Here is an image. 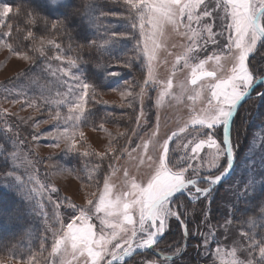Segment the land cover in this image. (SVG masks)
Instances as JSON below:
<instances>
[{
  "label": "rangeland",
  "instance_id": "obj_1",
  "mask_svg": "<svg viewBox=\"0 0 264 264\" xmlns=\"http://www.w3.org/2000/svg\"><path fill=\"white\" fill-rule=\"evenodd\" d=\"M46 1L57 6L66 0ZM0 3H4L3 0H0ZM91 7H94L95 11L89 12L88 8ZM123 9L125 6H121L119 12L102 11L94 1L87 3L86 18L89 32L94 38L93 41H96L95 46L105 55L100 63L104 68L98 69L96 66L93 68L97 75L103 77L101 87L96 88L97 94L94 100L91 99L90 93L85 104L86 112L79 121L74 119V113L69 111L70 105L67 103L69 100L75 101L78 94L74 91L77 82L73 76H82L85 82L90 84L92 82L83 76V67L73 56L74 52L73 55L64 53L62 47H60L62 49L56 48L57 43L54 38L48 36L45 39L54 40L55 44L45 43L44 55L38 51L39 61L30 63L17 54L27 52L12 50L5 41L4 33H8V28L1 29L0 25V152L7 160L9 170L2 186L4 189L15 188L16 194L25 199L29 209L34 213L32 219L23 224L15 214L0 215V237L11 235L17 229L20 231L18 241L14 240L12 243L0 246V257H4L8 249H14L20 254L21 259L13 260V264H29L28 257L33 253L35 256L32 264H53V261L55 264H60L58 257L49 255L53 232L62 226L66 227L73 217L80 215L81 210H88L87 201L95 199L91 193L98 192L103 187L104 176L111 173L110 163H113L117 169L111 177L117 188L121 186L125 168L137 176V182H140L148 169L145 167L138 171L136 164L139 161H134L131 157L136 155L133 150L145 139L151 137L154 143H163L173 132H176L177 136L173 137L169 145L170 149L174 150L171 153L173 160L186 158L181 160V165L184 167L188 163L193 167L202 165L201 176L218 175L222 167L227 166L226 157H220L216 168L209 167L215 150L209 149L207 145L200 150L195 160L187 159L192 156L191 148L194 145L191 141L206 139L208 130L205 129L201 133L189 127L181 133L179 129L183 126V121L188 119L189 105L195 103L197 107H202L201 100L205 104L207 102L204 97L194 102L189 101L186 95L179 101L165 98L162 104L157 105L159 89L151 84L144 85L146 69L139 62L133 63L130 68L123 66L122 62L134 55L131 50L136 38H139L138 30L135 32L131 27V21L125 19L128 13ZM205 11H209L211 15L205 16ZM195 12L199 15V22L195 19L189 22L186 15L178 16L177 26L169 25L166 28L168 50L161 54L156 68L159 78L164 79L169 75H174L175 81H185L188 78L189 70L184 69L182 64L175 69L172 67L175 57L169 53L181 52L184 45L189 42L191 35L188 32L189 24L192 29L202 32L205 36L207 25L212 26L214 33H223L217 35L216 45L209 44L197 53L196 62L199 59L206 60L213 53L220 54L224 49L228 33V16L224 8V0H203ZM101 13L107 15L102 16ZM112 13L116 15L113 16ZM113 31L130 33V35L110 41L109 37ZM183 33L188 34L182 35ZM106 40H109L108 44L104 43ZM34 44L38 46L40 39L37 38ZM27 54L32 55V53ZM57 55H61L62 59H55ZM68 57L77 60L75 67L68 64ZM248 63L249 67L256 71L264 66L262 64L264 47L261 39L257 41L256 50L249 56ZM135 65H138V69L134 68ZM221 65L223 70L218 68L214 61H208L205 69L223 75L231 67V64L224 60L221 61ZM61 69L73 75L65 76ZM107 72H118L119 75L108 76ZM126 81L131 83L125 86ZM204 83H214V80L208 78ZM142 88L143 95H141ZM257 88L259 86L255 89ZM262 104H264V96L262 100L255 102L249 99L239 107L236 126L242 120L246 126L254 124V127L247 130V138L242 143L236 140L234 135L233 144L236 148L232 171L218 188L214 187L209 191L210 215L207 217V222L199 228L197 239L189 244L188 251L172 262L168 261L177 258L180 254L176 250L170 254L168 260L164 258L156 260L151 258V255L140 252L130 257L124 264H147L148 261H155L156 264H229L234 258L245 262L249 259H253L254 262L260 259L258 248L251 247L250 237L256 241L264 240V215L260 213V207L256 215L248 210L255 207L251 202L253 195L264 188V116L260 117L262 121H256L261 112L259 105ZM141 112L145 115L137 122L136 118L141 116ZM57 116L59 119H54ZM65 128L74 130L77 139H80L79 133L83 132L82 141L77 145L79 153L90 151L94 155L84 157L78 153L64 152V139L61 137L57 140L56 137ZM154 132L155 137H152ZM122 133L124 135H121ZM215 138L218 142H222V135H217ZM57 143L59 147H54ZM110 148L119 149L116 155L121 158L112 160V153L108 151ZM98 153H107V156L102 160L95 155ZM153 154L155 155V149ZM97 165L99 172L96 171ZM186 175L190 177L191 170ZM17 177H20V180H17ZM89 177L92 179L90 180ZM202 183L204 184L198 186L206 187L208 181ZM20 189H23V193ZM186 198L178 197L177 201L184 203ZM239 199L243 202L240 208L236 206ZM205 201L208 203V200ZM73 205L78 207L74 208ZM173 207L175 208V202ZM217 207H219V217H216ZM237 210L238 213L243 214L239 217L242 225L238 227L232 224V216ZM92 222L99 225L96 219ZM205 240L208 241L207 244ZM42 243L43 251L40 248ZM233 250L235 257L230 255ZM169 253L170 250H167L161 254L164 256Z\"/></svg>",
  "mask_w": 264,
  "mask_h": 264
},
{
  "label": "snow or ice",
  "instance_id": "obj_2",
  "mask_svg": "<svg viewBox=\"0 0 264 264\" xmlns=\"http://www.w3.org/2000/svg\"><path fill=\"white\" fill-rule=\"evenodd\" d=\"M119 2V0H117ZM123 5L127 9V17L131 21L132 29L137 32L139 38H136L133 49L134 55L123 61L124 67H132L133 63L139 62L146 69V77L144 85H154L159 89L157 95V105L164 102L165 98L179 101L181 97L187 96L189 101H196L201 97L206 99V104L201 100L202 107H197L195 103L189 105L188 119L183 121L180 127L181 133L192 127L198 132L208 130L206 139H196L191 141L194 146L191 148L192 156L187 159L195 160L199 156L200 150L207 145L209 149H214L210 168H216V164L220 157H226L227 166L222 167L218 175H200L202 165L193 167L188 163L186 167L181 165L180 160H173L170 149V141L177 136L173 132L163 143H154L150 137L143 140L137 148L133 150L136 155L130 157L139 163L136 168L142 170L147 168V173L137 182V176L125 168L120 188L112 181V173L117 171L113 163L109 164L111 173L103 178V187L98 192L91 193L95 199L87 201L89 206L87 211L81 210L80 215L66 225L53 232V241L51 245L52 257H58L60 264H113V261H123L125 257H130L134 251L138 249H150L155 243L156 238L162 235L169 227V219L174 218L179 221L180 228L184 235H187V225L185 220L181 219V210L183 215H189V209L185 203L178 202L179 194L183 193L191 201L208 200L207 205H202L203 220L207 222L210 215V200L208 198L211 185L217 183L222 176L227 173L232 165L236 145L233 144L229 132V125L238 105L245 100L251 98L254 85L260 84L261 87L255 89V97L264 96V72L256 75L255 69L249 67L248 58L252 55L257 47V41L264 37V0H224V8L227 12L228 33L226 36L227 43L220 54L213 53L207 59L197 60V53L207 45L217 44V34L213 32L212 26H206L207 35L192 29L188 26L189 42L184 45L183 50L179 53H169L174 55L175 60L172 67L175 69L178 65L189 70L188 78L185 81H175L174 75L161 79L157 76L156 68L160 62V56L163 52H167L166 44V28L169 25L177 26L178 16H187L189 22L194 19L199 22V15L195 10L201 5L203 0H122ZM87 7V6H86ZM19 12V9L17 10ZM88 11H95L94 7L88 8ZM13 12V8L8 3H0V25L5 24L4 18L9 17ZM77 13L84 16L77 9ZM29 17L28 24H43L47 29L49 23L51 30H55L61 35L71 36L67 31V25L64 20H52L45 16L34 15L27 12ZM101 15H107L101 13ZM113 16L116 13H112ZM205 16L211 15L209 11L204 12ZM11 29V25H7ZM8 35V33H4ZM183 33L182 35H187ZM130 33L111 32L109 40L124 38ZM28 37L35 40L33 33L29 31ZM109 40L104 41L105 44ZM55 44L54 40H46L40 37V44L34 48L44 55V44ZM96 45V41H90L88 47ZM60 48L59 44L55 45ZM83 47V46H81ZM175 47V45H172ZM24 60L34 63L33 58L27 53H17ZM57 60H61L62 56L57 55ZM224 60L231 64L230 69L223 75H217L216 71H207L205 64L208 61H214L218 68L222 69L221 61ZM70 66L75 67L77 60L68 57ZM98 69L104 66L97 64ZM223 70V69H222ZM65 76L73 75L71 72L61 69ZM108 76L119 75L118 72H107ZM77 82L75 101H67L70 108L69 111L74 113V119L79 121L86 112L85 104L89 99H95L96 87L85 82L82 76H73ZM208 78L214 80V83L205 84ZM131 82H125V86ZM195 93V94H193ZM144 89H141V95ZM15 103V101H13ZM99 103H104L99 101ZM34 106V105H30ZM88 111V110H87ZM6 112V110H5ZM145 113L141 112V116H137V122ZM54 119H59V116ZM159 116L157 120L159 121ZM78 126V125H77ZM135 131V130H133ZM121 135H124L123 133ZM222 135V142H218L215 138ZM84 136L83 132L79 133L80 139L76 138V132L65 128L57 135V140L61 137L65 141L64 152L68 154L78 153L84 157H91L94 153L85 151L79 153L77 145L81 143ZM155 137V132L152 133ZM54 147H59V143ZM187 147V145H185ZM155 149V155L153 150ZM112 160L120 159L116 153L119 149L110 148ZM102 160L106 158L107 153H98ZM191 170L192 175L189 177L186 173ZM99 172V165L96 166ZM91 180L92 177H89ZM20 180V177H17ZM208 181L207 187L198 185L204 184L201 181ZM246 187V186H245ZM194 189V191H193ZM23 193V189H20ZM245 191V188H244ZM175 202V208L173 207ZM260 213L264 215V201H261ZM73 207H78L73 205ZM197 209H191L193 215ZM99 221L97 226L92 221ZM251 222V221H250ZM227 223V222H226ZM193 235H199L198 232ZM247 235V234H246ZM251 247L258 248L260 261L258 264H264V240L256 241L251 238ZM122 241L123 243H121ZM208 243L207 240L204 241ZM41 251L44 250V244L40 245ZM179 251V249L177 250ZM219 252V249H217ZM235 257V250L230 253ZM251 256V253H249ZM28 257L29 264H32L33 257ZM111 257V259H109ZM21 256L14 249H8L4 257H0V264H13V260H19ZM170 259L164 257V260ZM55 264V261H53ZM147 264H156L155 261H148ZM229 264H256L253 259L246 262L233 259Z\"/></svg>",
  "mask_w": 264,
  "mask_h": 264
},
{
  "label": "trees",
  "instance_id": "obj_3",
  "mask_svg": "<svg viewBox=\"0 0 264 264\" xmlns=\"http://www.w3.org/2000/svg\"><path fill=\"white\" fill-rule=\"evenodd\" d=\"M89 1H94L101 8L102 11L105 10H114L115 12H119L121 6H124L122 0H66L65 2L53 6L48 3L46 0H3L4 3H8L12 6L13 12L9 17L5 18V24L1 25V29L7 27V25H11V29L8 27V35H5V41L9 43L12 50L17 52H27L29 54L32 53V58L34 62H38L39 56L38 51H35L36 47V39L40 37H53L57 44L60 45V49L64 51V53H68L73 55V52L76 59L80 62L83 67V76L88 81H91L92 84L96 88H100V83L102 82L101 75H97L93 68L97 64H100L104 59V52L99 50L96 46L88 47L90 41H93V36L89 32L88 22L86 18V6ZM19 9V12L17 11ZM77 9L80 10L81 13H84V16H81L77 13ZM127 10L126 7L123 9ZM27 12H32L34 15L45 16L52 20H64L67 25V31L71 33V36L61 35L55 30H51V24L49 23L47 29L43 26V24H28L29 17L26 15ZM31 31L35 40L28 37V33ZM261 43L264 47V42L261 40ZM83 46V47H81ZM264 65V63H262ZM134 68L138 69V65H135ZM261 72H264V66L260 70H258L255 74L260 75ZM261 85L259 86V88ZM263 96L258 98L251 97L250 100H262ZM248 99V100H249ZM248 100H246L243 104H245ZM254 106H257L254 104ZM261 112L258 114L259 116L256 118V121L260 120V117L264 116V104L259 105ZM240 110V108H239ZM239 110L234 116L230 136L234 143V135L236 136V140L244 142L247 138V130L254 127V124L246 126L245 122L242 120L236 126V118L238 116ZM127 113V112H126ZM122 120V119H121ZM118 120V121H121ZM126 120V119H125ZM124 120V122H126ZM262 121V120H260ZM124 122H120L123 124ZM237 127V128H236ZM243 134V135H242ZM243 136V137H242ZM7 160L4 158V154L0 152V215H17L21 224L28 223L30 219L34 216V213L29 209L28 203L22 196H18L16 194L15 188L4 189L2 186V182H4L5 176L8 174V165ZM205 182V181H201ZM222 184V183H221ZM219 184V185H221ZM219 185L215 186L216 188ZM184 195V194H183ZM182 194H179V197L186 198ZM264 188L260 190V192L256 195H253L251 202L254 203L255 207L248 210L253 215L257 214L258 208L262 206L261 201H264ZM185 205L189 209V215L185 217L183 215V210H181V219L185 220L187 225V235H184L179 221H176L174 218H170V223L168 229L162 234V236L158 239V241L154 244L151 250H146L143 253L151 255L156 260H161L164 256L169 257L170 254L174 253V251L178 250L179 256L174 258L168 262H172L179 257H182L189 249V244L197 239V235H193V233L198 232L199 228L202 227L204 222L203 220V205H207L208 203L201 198L199 201H190L186 198ZM242 200L239 199L236 203L237 207H241ZM196 208V214L193 215L191 213V209ZM235 207H233L234 209ZM218 216H220L219 207H217ZM27 214V215H26ZM243 215L241 212L236 213L232 216V224L238 227L242 225L239 217ZM246 216V214L244 215ZM251 216V215H250ZM20 235V231L15 230L11 235H3L0 237V246L5 245V243L13 242L14 240L18 241V237ZM17 236V237H15ZM170 250L169 254L163 256L164 251ZM140 254V253H138ZM191 258V257H190ZM192 259V258H191ZM129 261V260H127ZM125 261V262H127ZM260 259L256 260V264ZM124 262V263H125ZM123 263V264H124ZM122 264V263H118Z\"/></svg>",
  "mask_w": 264,
  "mask_h": 264
},
{
  "label": "water",
  "instance_id": "obj_4",
  "mask_svg": "<svg viewBox=\"0 0 264 264\" xmlns=\"http://www.w3.org/2000/svg\"><path fill=\"white\" fill-rule=\"evenodd\" d=\"M261 40L264 42V37H261ZM258 86H260V84H256V85H254L253 91H254V89H255L256 87H258ZM253 91H252L251 94H250L251 97L255 95V94H253ZM249 98H250V97H249ZM249 98H245V100H243V101L238 105L235 114L237 113L239 107H240V106H241L246 100H248ZM235 114H234V116H235ZM234 116H233V118H234ZM232 121H233V119H232ZM231 123H232V122H231ZM231 123H230V125H229V132H230ZM233 164H234V158H233V161H232V165H231V167L229 168V170L227 171V173H225V174L222 176V178H221L217 183L211 185L210 190H211L212 188H214L215 186H217V185L223 183V182L227 179V177L230 175V173H231V171H232ZM202 181H205V180H202ZM206 187H207V186H206ZM210 190H209V191H210ZM159 237H160V236H158V237L156 238V242L158 241ZM146 250H148V249H138V250L134 251V253H133L130 257H132L133 255H135V254H137V253L144 252V251H146ZM130 257H125V260H123V261H113V264L123 263V262L127 261ZM109 259H111V257H110Z\"/></svg>",
  "mask_w": 264,
  "mask_h": 264
},
{
  "label": "bare ground",
  "instance_id": "obj_5",
  "mask_svg": "<svg viewBox=\"0 0 264 264\" xmlns=\"http://www.w3.org/2000/svg\"><path fill=\"white\" fill-rule=\"evenodd\" d=\"M255 91V90H254ZM254 91H253V93H254ZM239 110V109H238Z\"/></svg>",
  "mask_w": 264,
  "mask_h": 264
}]
</instances>
